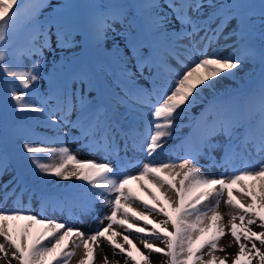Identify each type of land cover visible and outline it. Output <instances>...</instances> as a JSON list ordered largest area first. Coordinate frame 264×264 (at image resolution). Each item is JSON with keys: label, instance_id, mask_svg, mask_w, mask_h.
Wrapping results in <instances>:
<instances>
[{"label": "snow or ice", "instance_id": "6c2138e0", "mask_svg": "<svg viewBox=\"0 0 264 264\" xmlns=\"http://www.w3.org/2000/svg\"><path fill=\"white\" fill-rule=\"evenodd\" d=\"M51 7L50 0H0V179L11 174L0 184V264H71L80 248L78 264H95L102 240L125 264H152L151 253L165 258L161 264H228L216 253L226 252L220 241L229 234L238 245L231 264H264V231L252 228L264 229V0L99 2L84 17L74 0L45 15ZM221 39L231 41L226 55ZM83 43L105 50V60L59 64L58 51ZM46 63L59 68L44 86ZM252 63L259 65L256 87L216 90L220 78L236 79ZM185 118L178 161L149 159L136 174L125 171L121 152L154 157ZM33 122L55 130L56 146L35 135ZM72 129L83 147L119 164L79 158L62 142ZM201 156L224 171L204 174ZM21 168L84 183L61 196L31 187ZM134 181L149 199L130 187ZM25 197L29 204L39 199L42 212L67 210L76 219L96 211L97 202L110 213L98 217L103 227L85 233L34 214ZM222 201L232 210L227 223ZM103 264H112L107 255Z\"/></svg>", "mask_w": 264, "mask_h": 264}, {"label": "rangeland", "instance_id": "374dc122", "mask_svg": "<svg viewBox=\"0 0 264 264\" xmlns=\"http://www.w3.org/2000/svg\"><path fill=\"white\" fill-rule=\"evenodd\" d=\"M92 1L93 2L90 5H92L94 3H98L97 0H92ZM161 1L164 2V0H161ZM145 2H147V0H145ZM246 2L252 3V4H257L258 0H246ZM105 3L135 5V4H138V1H137V3H135L134 0H107ZM77 4L81 5V8H79L77 10L78 14L81 17L86 16L87 14H89L92 11L90 6L83 5L81 0H77ZM257 11H258V9H257ZM225 31L227 32L228 29H226ZM230 44H231L230 40L221 39L219 41V46H222L224 48L223 54L226 55V54H228V53H230L232 51L231 47L228 46ZM215 47H217V46L213 45V49H215ZM108 48L109 49L111 48L110 43H108ZM68 51L69 50L63 51V53L68 52ZM106 56H107V52L105 50H103V49L97 50L94 47H90L87 43H83V50H81V55L73 54V58H71V59H68V58L65 59V57H64L61 60V62H63V63H65L66 61L72 62V63H78V62H102V61L105 60ZM33 59H35V57H33ZM249 65L252 66L251 72L245 78L240 80L239 82H236L237 79H227L229 81L236 82L235 85H233V86L228 87L227 83L225 81L222 82V78H220L219 86L220 87H224L223 92L224 91L232 92V91H235V90H240L242 92H247L248 90L256 87L258 79H259V65L257 63L245 64L242 69L246 68ZM172 66H173L174 70H176V71H182L183 70L182 67L179 66V65H176L175 62H173ZM58 68H59V65L58 66L49 67V66H47L45 64L44 65L45 80L41 81V84L44 85V86H47V77H48L49 73L55 74V72L58 70ZM93 95H96V94L93 93ZM204 95H205L206 98L210 99L212 93L205 92ZM97 98H99V97H97ZM2 107H3V105L0 104V108H2ZM202 107H203V105L196 106L195 108L192 109V113L194 115L198 114L200 112V110L202 109ZM11 114H12V112H10V114H9V121L10 122L14 119V117ZM24 115H32V114L31 113H25ZM178 123H180V122H178ZM37 124H43V123H40V122H36L35 123V122H33V124H32L33 128L39 130L41 125H39V127L36 128ZM186 125H187V118H185V120L181 123V127L179 129H177V131L173 134L174 138L169 139L167 144H165L164 149L160 150L158 152V154L155 155L154 157L148 158L143 152H141L139 150L137 152H133V154L136 155V156L131 155L130 158H132L134 160L141 159V161H140L141 163L146 162L147 160L151 159L152 162L158 164V163H163V162H168V161H174L173 160L174 157H175L176 161H178V158L182 157L181 154H182L183 150L181 148L179 150L175 149V144H176L175 140H176V137H177V143L179 145L181 144V138L184 137L185 134H187L188 131H189V128ZM43 130H45V129L43 128ZM51 131H54V130H51ZM49 134L50 135H54V137H55L56 133L51 132ZM64 139H66V142H69V144H68V148L69 149H71L72 145H75V139H76L75 135H73V137H71L70 135L66 136V137H62V140H64ZM52 146H54V145H52ZM79 147H81V146H79ZM15 150L16 151L18 150V146L16 147ZM87 151H88V154H85V156H87V157H85V158L83 157L84 159H87L89 156L92 155V156L95 157L96 161H100L101 160V163H105V159L103 158L104 156L103 157H98V156H95L94 154H90V151L88 149H87ZM83 158H81V159H83ZM200 159H204L205 160V159H207V157L201 156ZM132 163L134 164V166H131ZM132 163L128 164L127 165L128 167H126L125 169H129V174H136L137 171H138V165L139 164H137L136 162H132ZM199 163L203 166L202 167L203 169H206V168H209V167H216V166H213L211 161H209L208 163L207 162L206 163L199 162ZM21 170L23 171L24 174H26V171H27L26 169L21 168ZM27 173H29V171ZM5 178H6V176H4L2 179H0V184L8 183V181L10 179L9 178L5 179ZM39 178L40 177H38L37 175H34L30 179H27L30 182V184H31V185L30 184L29 185L31 187L44 189L42 186L47 187L46 184H50L54 180V179H52L54 177L48 176L47 179H45V181L50 180V179H52V180L46 182L45 184H42L45 181H42V182L39 183V182H37V179H39ZM83 183L84 182H82V181L69 180V181L64 182L63 184L58 185V186H67V185H69V186H67V188L66 187H62V188H58V189H56V188L49 189V187H47L48 190H46V189H44V190L50 191V192L56 191L57 193L61 192L59 194H61V196H62V194H63L62 190L66 189V192H67V190L72 188V186L77 185V184H83ZM130 187L136 192V194L140 195L142 193V192H140L141 188H140V184L139 183L134 181V182H132ZM25 200H28V198L27 197L24 198V204L28 205L31 208V210H32V212L34 214H36L38 216H43L44 219H49V218L55 219V220H57L59 222L65 223L66 225H71L74 228L82 229L85 233H87L86 229L81 226L80 219H76V218H73V217L69 216V213H68L67 210L61 212V211H58V210L57 211H53L52 209H49L47 212H42L41 211V205H39V199H33L30 204H29V201H25ZM0 203H3L2 195H0ZM11 206H12L11 201H8V207H11ZM105 208H106L105 212L107 214L110 213V209L107 208V207H105ZM131 235H132V237L136 236L135 233H132ZM102 247H103V253L105 255L113 254L112 248H110L103 240H102ZM253 264H256V262L254 261Z\"/></svg>", "mask_w": 264, "mask_h": 264}, {"label": "bare ground", "instance_id": "6f19581e", "mask_svg": "<svg viewBox=\"0 0 264 264\" xmlns=\"http://www.w3.org/2000/svg\"><path fill=\"white\" fill-rule=\"evenodd\" d=\"M97 1L99 3V2H106L107 0L106 1L105 0H97ZM136 1H138L140 3H144L145 2V0H140V1L139 0H136ZM50 2H51L52 7L51 8H45L44 9V14L47 15V16H53L56 12H58L60 10L57 7V5L60 4L62 2V0H50ZM74 2L77 3V0H74ZM81 2H82L83 5L90 6V4L93 1L92 0H81ZM160 2L163 3V1H161V0H160ZM108 43H110V45H111V41H109ZM82 49H83V46L80 47V48H76V49L69 50L68 52H65V53H63V51H58V53H57V59L59 61V64H62L63 63V62H61V60L64 57H65V59L66 58L71 59V58H73V54L81 55V50ZM47 59H48V61H52V54H50V53L47 54ZM25 63H27L29 67L31 66L28 61H26ZM59 64H56L55 66H58ZM46 65L49 66V67H53L54 66L53 63H46ZM251 68H252V66L249 65V66H247L244 69H238L237 70L238 76L236 78L237 79L236 82H239L240 80H242L243 78H245L251 72ZM224 81L227 83V86L228 87L233 86L236 83V82H233V81H229L227 79H224L222 77V82H224ZM216 90L218 92H223L224 87H220L219 84H218ZM2 108H0V109H2ZM7 111H8V114H10L11 108L9 107L7 109ZM33 115H35V114H33ZM70 133H73V131L71 130ZM64 146H67L68 147V143L66 142L64 144ZM87 149L88 148H84L83 147V149H82V147H79V141H78V139H76L75 145H72L71 146V150L74 151L79 158H83V157L85 158V157H87V156H85V154H88ZM90 154H94L95 156H98V157H102L104 155V154L97 153V152H92V151H90ZM213 155L216 157L217 160H219L220 157H221V155H222V151L221 150H217L215 153H213ZM89 157H91L90 159L93 158L95 160V157L94 156L91 155ZM89 157L87 159H89ZM209 161H211V160L208 159V158L205 159V160L204 159H200L199 160V162H201V163H206V162L208 163ZM100 162H101V160H100ZM107 162H110L113 167H116L117 164H118V163H113L112 158H111V161H109V158L106 156L105 157V163H107ZM201 170H202V172L204 174H206L208 176H219L220 173L224 171V169L219 168V167H209V168H206V169H203L202 168ZM27 172H28V170L26 171V174L25 175L27 176L28 179H30L32 176H34V174H32L30 171H29V173H27ZM8 178L11 179V174L10 175H7L5 179H8ZM45 179H47V177L39 178V179H37V182L40 183L42 181H45ZM53 179L54 180L52 181V183L46 184V186L49 187V189H53V188L58 189V188L66 187V186H58L60 184H63L66 181L59 180L56 177H54ZM67 186H69V185H67ZM42 187L44 189L48 190L47 187H44V186H42ZM149 187L151 188V185H149ZM151 190L153 192H156V194H157V192H159L155 188H152ZM140 192H142L140 194V196L143 197V199H149L148 196L145 195V193L143 191L140 190ZM224 199L226 200V197ZM149 203H151V200H149ZM39 205H40V201H39ZM95 209H96V211H94L90 215L85 216L83 218H80V224H81L82 227H84L86 229L87 233H92L97 228L104 226V225H100L98 223V217L99 216H102L104 214H107L105 212V209L106 208L104 206H102L99 202H97L96 205H95ZM219 211L224 216V222L227 223V221L230 218L229 217V213L232 210L226 205V203H224L222 201L220 203ZM155 218L156 219H163V217H155ZM106 222L107 221H105V224H107ZM252 228H253L254 231H257V232L264 231V229L259 228L256 225H253ZM117 230L118 231H123L122 229H119V228H117ZM133 238H134V242L137 243V245L141 248V250H143V245L140 244L139 238H137L136 236H133ZM220 244H221V246H223L226 249V252H217L216 255L217 256H225V255H227L228 258H229L228 259V264H231L232 258L238 252V245H236L235 241L230 236V234L229 235H226L224 238H222V240L220 241ZM101 245H102V241H101ZM229 245H231V246L229 247ZM159 246L163 247L162 244H160ZM257 247H260L259 243H257ZM262 250H264V249H262ZM75 251H76V255L73 257V259L71 261V264H78V261L80 259H82L83 256H84V249L83 248L76 249ZM104 256H105V254L103 253V247L101 249H97L96 250V260H95V264H103ZM150 256H151L152 264H161V261L163 259H165L164 257H162L161 254H157V253H151ZM107 257H108V260L112 262V264H115V262L117 260L120 262V264H125V258L123 256H120V255L113 256V254H111V255H107ZM13 264H15L14 261H13Z\"/></svg>", "mask_w": 264, "mask_h": 264}]
</instances>
